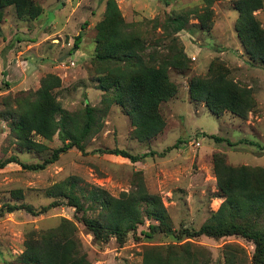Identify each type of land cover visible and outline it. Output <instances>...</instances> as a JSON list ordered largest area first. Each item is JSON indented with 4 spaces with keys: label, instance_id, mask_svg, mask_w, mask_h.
I'll use <instances>...</instances> for the list:
<instances>
[{
    "label": "rangeland",
    "instance_id": "obj_1",
    "mask_svg": "<svg viewBox=\"0 0 264 264\" xmlns=\"http://www.w3.org/2000/svg\"><path fill=\"white\" fill-rule=\"evenodd\" d=\"M33 1L41 7V12L33 19L18 20L10 6L1 13L0 23L3 18L5 22L0 27V97L7 92L31 89L28 81L31 76L34 82L38 74L54 73L62 81L56 93L61 107L79 112L88 103L96 110L83 145L84 153L72 146L60 152L54 162L35 171L23 169L13 162L0 168V264H18L15 256L22 249L24 231L51 227L59 216L74 221L89 264H142L141 253L146 245L175 241L172 236L159 232L151 237L143 236L142 232L147 231L150 222L143 220L127 234L121 246L112 237L105 243H95L92 235L74 219L73 207L65 204V198L46 195L47 188L68 176L78 178L76 184L83 192L98 186L114 197L121 191L131 190L135 177H140L146 191L159 194L170 226L176 230L182 226L196 229L221 201L212 172V153H222L225 162L233 166L246 164L264 168V63L249 58L236 37L234 0H212L210 14L204 20L208 29H201L196 19L204 0H167V3L163 0H115L124 21L135 24L136 31L145 40L144 57L152 49L161 54L160 57L167 53L165 46L169 37L164 36L162 25L167 24L170 29L174 25L173 17L180 18L184 25L175 37L190 59L188 69L183 73L168 70L176 92L158 106L164 120L163 129L155 137L145 140L134 137L127 116L117 105L100 103L104 93L91 79L95 76L90 62L94 46L93 25L102 16L105 0ZM254 15L264 27V0ZM64 22L66 26L58 32L59 37L54 35L40 41V34L48 27L58 29ZM78 32L81 38L76 54H67L73 36ZM78 50L82 52L81 58ZM61 56L64 58L58 61ZM213 59L222 64L228 78L249 87L254 105L245 118L228 111L213 115L202 102L189 99L188 78L204 76ZM70 60L74 65L69 63ZM5 80L8 85L4 86ZM7 132L0 120V159L13 155L20 162L40 163L61 145L56 134L50 140L33 136L43 144L42 147L26 149L11 143ZM209 135L223 140L215 141ZM176 141V146L171 147ZM96 148L122 149L141 158L130 162L121 156L93 153ZM73 192L77 194L76 190ZM53 199L59 205L36 216L22 209L9 213L1 211L5 203H26L36 209ZM85 214L92 213L87 210ZM183 241L206 248L211 258L207 264H222L223 244L236 243L247 256L242 263L251 264L253 245L241 237L213 239L199 236Z\"/></svg>",
    "mask_w": 264,
    "mask_h": 264
},
{
    "label": "trees",
    "instance_id": "obj_2",
    "mask_svg": "<svg viewBox=\"0 0 264 264\" xmlns=\"http://www.w3.org/2000/svg\"><path fill=\"white\" fill-rule=\"evenodd\" d=\"M204 1L196 19L201 29H208L204 20L210 14L212 0ZM163 2L167 3V0ZM232 5L236 11L233 28L244 53L252 60L264 63V27L254 15V11L261 8L262 0H234ZM8 6L13 7L14 16L20 20L33 19L41 12L40 5L33 0H0V18L3 9ZM171 20L174 25L170 29L167 24L161 26L164 36L169 37L165 46L167 53L163 57L154 49L147 52L146 57L143 56L147 44L136 31L135 24L124 21L115 0H105L102 16L93 25L94 46L90 62L95 76L91 79L104 93L100 103L105 106L117 105L127 116L134 137L139 140L151 139L163 129L164 120L158 106L176 92V85L169 80L168 70L183 73L190 62L175 37V33L184 27L183 21L178 17ZM80 38V32L73 36L67 54L76 51ZM186 84L189 99L202 102L213 115L228 111L245 118L254 105L249 87L228 78L217 59L209 62L204 76H190ZM60 86L56 74L45 73L38 77L35 88L2 94L0 120L8 130L7 137L11 143L26 149L40 148L43 144L34 140L33 136L50 140L56 134L61 145L40 163L20 162L9 155L0 159V168L13 162L23 169L35 171L54 162L60 152L72 146L84 153L83 145L89 136L96 108L85 103L79 112L64 109L56 97ZM107 91L110 94H105ZM80 117L83 119L79 120ZM209 137L215 141L223 140L215 135ZM225 142L230 144L228 140ZM92 152L121 156L130 162L141 158L117 148H96ZM211 164L221 201L196 229L186 226L172 229L159 194L146 191L140 177H135L131 190L121 191L116 197L98 186L83 192L77 186L78 178L75 176H68L45 192L48 197L65 198V204L73 207L74 219L83 225L97 244L105 243L112 237L121 246L127 234L133 232L143 220H150L147 231L142 232L143 236L151 237L159 232L174 238L173 243L146 245L141 253L142 264H207L211 258L206 248L183 241L199 236L213 239L238 236L248 240L253 245L250 263L264 264V168L227 164L220 152L211 154ZM57 205L59 202L54 199L36 209L26 203H5L1 211L9 213L22 209L36 216ZM87 210L92 214H85ZM244 253L238 244L225 243L222 247V264H243L247 260ZM15 262L89 264L76 234L74 221L62 216L51 227L26 229L22 249L15 256Z\"/></svg>",
    "mask_w": 264,
    "mask_h": 264
},
{
    "label": "crops",
    "instance_id": "obj_3",
    "mask_svg": "<svg viewBox=\"0 0 264 264\" xmlns=\"http://www.w3.org/2000/svg\"><path fill=\"white\" fill-rule=\"evenodd\" d=\"M40 5V4H39ZM7 9H9V6L8 7H6L5 9H3L4 11L5 10H7ZM71 13H72V8H71ZM18 20H20V19H18ZM20 21H23V20H20ZM2 22H3V24H4V22H5V19L3 18L2 19ZM2 22L0 23V27L1 26H3L2 25ZM63 26H66L65 25V22L61 25V27H59L58 29L57 28H55V27H53V26H50V27H48L47 28V31H45V32H43V33H41L40 34V38H41V40L40 41H42V40H45V39H48L49 37H54V35H56L57 37H59L60 36V34H58V32L61 30V29H63ZM88 27V25H86V28ZM37 42H39V41H35V43H37ZM31 47V46H30ZM30 47H28L27 49H31ZM76 52V51H75ZM74 52V53H75ZM74 53H72V54H74ZM76 54V53H75ZM77 54H78V56L80 55H82V52H79V50L77 51ZM79 56V57H80ZM81 58V57H80ZM69 63L71 64V65H74V62L72 61V60H70L69 61ZM15 71L17 72V69L15 68ZM0 75H2L1 73H0ZM4 76L7 78V75H5L4 74ZM34 76V75H33ZM38 77H39V74L38 75H36V78H35V81L33 82V77L31 76V78L29 79L28 78V81L30 82V84L32 85L31 87L32 88H35L36 87V85H37V81H38ZM3 82H6V80L5 81H3ZM19 82H21L22 83V80L21 81H19ZM7 83V82H6ZM20 83V84H21ZM60 83H62V81L60 80ZM8 85V84H7ZM24 89V88H23ZM65 109V108H64Z\"/></svg>",
    "mask_w": 264,
    "mask_h": 264
},
{
    "label": "water",
    "instance_id": "obj_4",
    "mask_svg": "<svg viewBox=\"0 0 264 264\" xmlns=\"http://www.w3.org/2000/svg\"><path fill=\"white\" fill-rule=\"evenodd\" d=\"M64 58V56L59 57L57 60L60 61ZM32 66V64H29V67Z\"/></svg>",
    "mask_w": 264,
    "mask_h": 264
}]
</instances>
